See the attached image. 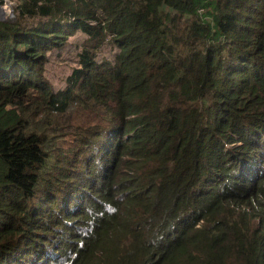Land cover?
I'll list each match as a JSON object with an SVG mask.
<instances>
[{"label": "trees", "instance_id": "trees-1", "mask_svg": "<svg viewBox=\"0 0 264 264\" xmlns=\"http://www.w3.org/2000/svg\"><path fill=\"white\" fill-rule=\"evenodd\" d=\"M12 1L0 264H264V0ZM78 106L109 113L115 149L94 130L59 147L44 123ZM45 181L47 198L68 190L70 220L43 213Z\"/></svg>", "mask_w": 264, "mask_h": 264}, {"label": "rangeland", "instance_id": "rangeland-1", "mask_svg": "<svg viewBox=\"0 0 264 264\" xmlns=\"http://www.w3.org/2000/svg\"><path fill=\"white\" fill-rule=\"evenodd\" d=\"M65 67L66 66H63L60 64H53V66L51 67L49 71L50 76L57 77L59 81L63 80L65 77V72L67 70ZM39 99L40 98L37 96H33V97L29 96L28 100L26 101V104L34 105L35 103L39 101ZM93 110H95L93 106L89 108H86L84 106L82 107L78 106L72 113H69L64 116L50 115L48 117L47 122L44 124L47 127H53V128L56 127L57 125H60L59 130L63 132L62 134H64L65 137L59 140V147H62L63 149H66L67 151H69L73 147L77 137L80 139L81 138L85 139L86 142L88 141L91 143H95L96 138L94 135H92V127H94L96 124H101L105 127L108 126L109 113L102 110L100 113L95 114L93 113ZM43 114H44L43 112L41 113L39 112V114L35 116V119H38L37 117L40 118ZM40 119L43 120V118H40ZM41 125H43V123H41ZM80 147H81V150L86 149V147L83 145H81ZM53 152L55 153V155L56 154L64 155L66 151L65 150L59 151L55 149L53 150ZM73 158L74 157L72 156L71 160ZM96 169L97 168L94 165L90 167V171L92 173H94ZM50 184H51V181L50 182L45 181L44 187H42V191L39 192L38 195L43 196L44 193L51 191L50 188L52 186ZM62 192H60V194ZM81 228L83 230H86L88 227L86 225H81ZM56 256H58V254ZM63 258H64V255L60 257L59 262L64 261Z\"/></svg>", "mask_w": 264, "mask_h": 264}, {"label": "clouds", "instance_id": "clouds-1", "mask_svg": "<svg viewBox=\"0 0 264 264\" xmlns=\"http://www.w3.org/2000/svg\"><path fill=\"white\" fill-rule=\"evenodd\" d=\"M93 113L98 114L100 112L96 111ZM110 119L111 117L108 116L109 124L106 127L101 124H96L94 127H92V130L97 131L98 133L96 149L99 147V150L103 151V153L115 149L117 147V144L119 143V139L115 138V135L118 133H113L112 135H108L106 132V129L110 127V122H111ZM99 129H100V135H99ZM262 175L263 172H260L259 176L261 177ZM244 186H246L245 188L247 189H251V188L254 189L256 188V182L254 179H249L244 184ZM67 191L68 190L62 192L61 194L58 193L48 198L46 197V195H48L51 191L44 193L42 198H44V201H47V204L46 206H41L42 207L41 209L47 218H50L51 220H60L62 222V221L70 220L71 217L74 215L76 211L75 202L72 200V198L64 195V193Z\"/></svg>", "mask_w": 264, "mask_h": 264}, {"label": "built area", "instance_id": "built-area-1", "mask_svg": "<svg viewBox=\"0 0 264 264\" xmlns=\"http://www.w3.org/2000/svg\"><path fill=\"white\" fill-rule=\"evenodd\" d=\"M16 4L12 0H4L0 3V19L5 21L13 22L16 18L15 16Z\"/></svg>", "mask_w": 264, "mask_h": 264}, {"label": "water", "instance_id": "water-1", "mask_svg": "<svg viewBox=\"0 0 264 264\" xmlns=\"http://www.w3.org/2000/svg\"><path fill=\"white\" fill-rule=\"evenodd\" d=\"M1 21H4V19L2 18Z\"/></svg>", "mask_w": 264, "mask_h": 264}]
</instances>
